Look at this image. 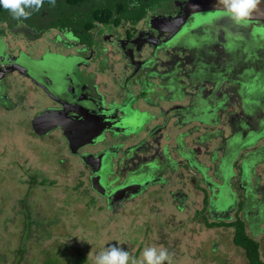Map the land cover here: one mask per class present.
Wrapping results in <instances>:
<instances>
[{
	"label": "flooded vegetation",
	"instance_id": "obj_1",
	"mask_svg": "<svg viewBox=\"0 0 264 264\" xmlns=\"http://www.w3.org/2000/svg\"><path fill=\"white\" fill-rule=\"evenodd\" d=\"M188 1L53 0L0 16V121L26 130L31 152L28 166L10 154L6 177L46 185L53 136L59 170L80 168L112 213L161 193L209 227L243 220L261 245L264 26Z\"/></svg>",
	"mask_w": 264,
	"mask_h": 264
},
{
	"label": "rangeland",
	"instance_id": "obj_2",
	"mask_svg": "<svg viewBox=\"0 0 264 264\" xmlns=\"http://www.w3.org/2000/svg\"><path fill=\"white\" fill-rule=\"evenodd\" d=\"M7 37L19 42L11 32ZM25 132L0 121V264H95L109 245L126 250L129 264H141L150 246L167 249L169 260L163 264H249L244 248L234 243V227H209L194 207L185 214L172 206L166 210L161 193L141 202L144 207L138 203L136 212L127 206L112 213L89 185H82L80 168L59 170L50 147L53 136L44 138L41 150L39 176L46 185H24L18 172L6 177L10 154L11 161L25 155L26 166L30 163ZM257 239L264 259V231Z\"/></svg>",
	"mask_w": 264,
	"mask_h": 264
},
{
	"label": "clouds",
	"instance_id": "obj_3",
	"mask_svg": "<svg viewBox=\"0 0 264 264\" xmlns=\"http://www.w3.org/2000/svg\"><path fill=\"white\" fill-rule=\"evenodd\" d=\"M260 0H217L226 14L236 23H245ZM42 0H0V6L11 12L14 18H27L30 13L26 9H38ZM220 15V13H217ZM141 264H163L169 260V253L165 248L155 246L146 247L142 252ZM129 253L117 245H109L95 257V264H129Z\"/></svg>",
	"mask_w": 264,
	"mask_h": 264
},
{
	"label": "trees",
	"instance_id": "obj_4",
	"mask_svg": "<svg viewBox=\"0 0 264 264\" xmlns=\"http://www.w3.org/2000/svg\"><path fill=\"white\" fill-rule=\"evenodd\" d=\"M43 1H53V0H42ZM55 1V0H54ZM71 2H79L80 0H70ZM127 7V4H123V11ZM6 13L11 12L7 9H4L2 6H0V16L6 15ZM143 11H138V18H141L144 15ZM10 18V17H9ZM222 225V224H219ZM227 226H234L235 228V236H234V243L242 248H244L246 257L248 259L249 264H264V259L261 256V250H260V244L257 240H255L253 237H251L247 231L246 226L243 220L238 219L235 222H230L226 224ZM0 257H2L0 255ZM16 264H24L22 262H18Z\"/></svg>",
	"mask_w": 264,
	"mask_h": 264
},
{
	"label": "water",
	"instance_id": "obj_5",
	"mask_svg": "<svg viewBox=\"0 0 264 264\" xmlns=\"http://www.w3.org/2000/svg\"><path fill=\"white\" fill-rule=\"evenodd\" d=\"M188 9L193 13L197 14L198 12L207 13L211 12L214 14L220 13L219 17L225 16L232 20L229 15L226 14L225 9L217 3V0H189ZM235 22V21H234ZM236 23V22H235ZM255 24L257 26H264V3L257 4L256 8L252 11L250 18L247 19L245 23L240 24ZM238 24V23H237Z\"/></svg>",
	"mask_w": 264,
	"mask_h": 264
}]
</instances>
